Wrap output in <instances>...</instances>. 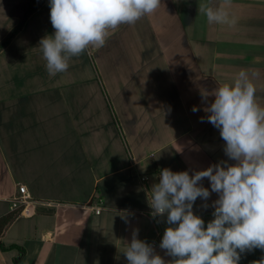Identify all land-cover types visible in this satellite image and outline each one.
Wrapping results in <instances>:
<instances>
[{"label":"crops","instance_id":"obj_1","mask_svg":"<svg viewBox=\"0 0 264 264\" xmlns=\"http://www.w3.org/2000/svg\"><path fill=\"white\" fill-rule=\"evenodd\" d=\"M24 1L0 0V42ZM199 2L219 5L161 0L52 77L39 47L54 33L47 0L0 52V219L14 216L0 233V264H128L123 251L136 230L173 259L159 247L171 225L150 215L147 192L164 168L192 175L235 163L207 121L216 88L247 72L264 105V0H232L233 26L208 23ZM20 184L38 202L31 215L11 209ZM216 199L193 205L205 227ZM262 258L257 248L239 264Z\"/></svg>","mask_w":264,"mask_h":264},{"label":"clouds","instance_id":"obj_2","mask_svg":"<svg viewBox=\"0 0 264 264\" xmlns=\"http://www.w3.org/2000/svg\"><path fill=\"white\" fill-rule=\"evenodd\" d=\"M160 5L161 0H49L54 33L39 41L48 75L66 72L70 59L90 48L99 50L110 31L135 24ZM231 6L232 0H219L215 8L199 2L198 13L210 24L233 26L236 20L227 11ZM256 94V85L244 71L232 84L213 91L207 121L219 130L224 153L235 163L222 161L192 175L162 169L159 182L147 192V202L153 218L166 216L171 225L159 247L173 259L166 262L151 244L137 238L136 230L123 251L128 264H239L242 253L264 251V105ZM201 95L206 101L209 94ZM204 178L211 192L203 187ZM212 192L218 199L212 203L214 218L205 227L193 205L197 198L207 201ZM253 264H264V258Z\"/></svg>","mask_w":264,"mask_h":264},{"label":"trees","instance_id":"obj_3","mask_svg":"<svg viewBox=\"0 0 264 264\" xmlns=\"http://www.w3.org/2000/svg\"><path fill=\"white\" fill-rule=\"evenodd\" d=\"M47 0H25L14 10V14L19 15L20 21L18 25L0 42V52L5 49L15 36L23 29L27 19L36 12ZM14 219L9 215L0 219V233L4 231L6 226Z\"/></svg>","mask_w":264,"mask_h":264},{"label":"built area","instance_id":"obj_4","mask_svg":"<svg viewBox=\"0 0 264 264\" xmlns=\"http://www.w3.org/2000/svg\"><path fill=\"white\" fill-rule=\"evenodd\" d=\"M146 179L147 177L143 178V180ZM11 203L12 211H18L19 215H31L33 213V206L38 202L30 195L27 186L20 184L18 186V193L12 197Z\"/></svg>","mask_w":264,"mask_h":264}]
</instances>
